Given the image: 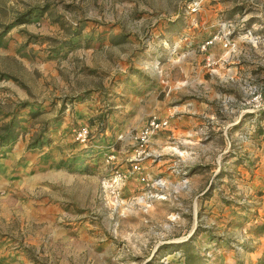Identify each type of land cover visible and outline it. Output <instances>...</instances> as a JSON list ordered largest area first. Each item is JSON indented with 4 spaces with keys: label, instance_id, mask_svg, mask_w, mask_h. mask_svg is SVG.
Segmentation results:
<instances>
[{
    "label": "rangeland",
    "instance_id": "374dc122",
    "mask_svg": "<svg viewBox=\"0 0 264 264\" xmlns=\"http://www.w3.org/2000/svg\"><path fill=\"white\" fill-rule=\"evenodd\" d=\"M11 124L0 264H264V0H0Z\"/></svg>",
    "mask_w": 264,
    "mask_h": 264
},
{
    "label": "built area",
    "instance_id": "2783aa9c",
    "mask_svg": "<svg viewBox=\"0 0 264 264\" xmlns=\"http://www.w3.org/2000/svg\"><path fill=\"white\" fill-rule=\"evenodd\" d=\"M199 2L193 3L192 8L190 9L192 12H195L197 7H199ZM212 42H206L202 46V50H205L207 46L211 45ZM223 47L226 49H229L230 43L225 39L223 40ZM168 126V120L164 119H158L157 117H151L148 119L146 122L145 126L141 129L140 132L135 136V139L137 143L139 144L140 147H144L147 144H149L151 138L155 136L158 132L166 129ZM74 138L75 141L82 144V145H87L90 141V130L86 126H81L78 128H75L73 130ZM141 162H142V157L141 154H138L132 161V170L139 172L141 170ZM144 180V179H142Z\"/></svg>",
    "mask_w": 264,
    "mask_h": 264
},
{
    "label": "trees",
    "instance_id": "16d2710c",
    "mask_svg": "<svg viewBox=\"0 0 264 264\" xmlns=\"http://www.w3.org/2000/svg\"><path fill=\"white\" fill-rule=\"evenodd\" d=\"M15 135L13 134L12 124L5 129V133L0 136V146H6L9 143L15 141Z\"/></svg>",
    "mask_w": 264,
    "mask_h": 264
}]
</instances>
